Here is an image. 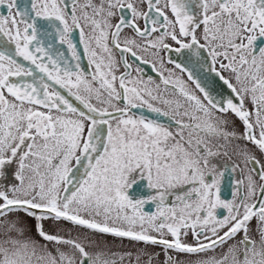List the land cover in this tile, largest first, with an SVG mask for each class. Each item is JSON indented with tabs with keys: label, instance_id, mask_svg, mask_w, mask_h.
I'll use <instances>...</instances> for the list:
<instances>
[{
	"label": "snow or ice",
	"instance_id": "1",
	"mask_svg": "<svg viewBox=\"0 0 264 264\" xmlns=\"http://www.w3.org/2000/svg\"><path fill=\"white\" fill-rule=\"evenodd\" d=\"M262 44L264 0H0V264H264Z\"/></svg>",
	"mask_w": 264,
	"mask_h": 264
},
{
	"label": "flooded vegetation",
	"instance_id": "2",
	"mask_svg": "<svg viewBox=\"0 0 264 264\" xmlns=\"http://www.w3.org/2000/svg\"><path fill=\"white\" fill-rule=\"evenodd\" d=\"M22 2H23V0H22ZM261 46H264V44H262ZM83 62L86 64V58L84 59ZM149 74H152V73H149ZM177 74H179V73H177ZM237 125L239 126V122H237ZM240 130H242V128ZM223 194L225 197L229 196L228 191H224ZM107 239L110 243L112 250L116 251V252L135 251L134 249L141 247L140 245H134L132 242L127 241V240L120 241L118 239H113L111 237H108ZM153 250H155V249H153ZM125 264H127L126 261H125Z\"/></svg>",
	"mask_w": 264,
	"mask_h": 264
},
{
	"label": "rangeland",
	"instance_id": "3",
	"mask_svg": "<svg viewBox=\"0 0 264 264\" xmlns=\"http://www.w3.org/2000/svg\"><path fill=\"white\" fill-rule=\"evenodd\" d=\"M135 250V249H134Z\"/></svg>",
	"mask_w": 264,
	"mask_h": 264
}]
</instances>
